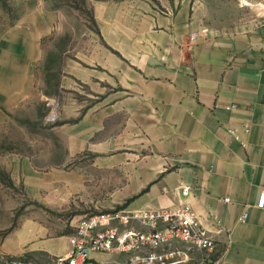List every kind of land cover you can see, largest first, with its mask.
Returning <instances> with one entry per match:
<instances>
[{
	"label": "crops",
	"instance_id": "0c3cea01",
	"mask_svg": "<svg viewBox=\"0 0 264 264\" xmlns=\"http://www.w3.org/2000/svg\"><path fill=\"white\" fill-rule=\"evenodd\" d=\"M48 3L24 0L16 22L2 26L0 106L23 98L4 89L8 81L32 92L53 29ZM93 6L98 40L71 66L76 98L70 122L60 124L71 158L93 155L86 176L71 168L72 191L87 182L99 213L187 203L216 244L196 264H264V0ZM20 229L0 248V264H55L71 249L47 237L46 225Z\"/></svg>",
	"mask_w": 264,
	"mask_h": 264
},
{
	"label": "rangeland",
	"instance_id": "374dc122",
	"mask_svg": "<svg viewBox=\"0 0 264 264\" xmlns=\"http://www.w3.org/2000/svg\"><path fill=\"white\" fill-rule=\"evenodd\" d=\"M93 1L48 0L45 8L54 20L53 29L43 42L44 59L36 65L32 92L28 84L4 85L6 91L14 90L12 98L19 90L23 98L0 106V248L29 224L46 225L47 237L68 241L81 219L99 213L90 208L87 182L79 193L71 188V168L78 166L86 176L92 172L88 160L93 155L84 152L71 158L64 145L69 133L60 126L70 122L76 98L71 66L98 40ZM26 8L24 0H0V31L13 25ZM79 95L80 101L85 95ZM94 256L105 259L96 264L125 261V257ZM205 257L204 250L192 251L194 264Z\"/></svg>",
	"mask_w": 264,
	"mask_h": 264
},
{
	"label": "built area",
	"instance_id": "2783aa9c",
	"mask_svg": "<svg viewBox=\"0 0 264 264\" xmlns=\"http://www.w3.org/2000/svg\"><path fill=\"white\" fill-rule=\"evenodd\" d=\"M190 192V187H183L186 198ZM259 206H264V192ZM247 218L248 212L240 221ZM69 241V253L57 256L55 264H94L99 261L94 255L125 257L123 262L112 261L114 264H190L194 249L212 253L216 247L212 235L187 203L172 209L118 208L86 216ZM175 243L189 246H173ZM14 264L35 263L16 261Z\"/></svg>",
	"mask_w": 264,
	"mask_h": 264
},
{
	"label": "trees",
	"instance_id": "16d2710c",
	"mask_svg": "<svg viewBox=\"0 0 264 264\" xmlns=\"http://www.w3.org/2000/svg\"><path fill=\"white\" fill-rule=\"evenodd\" d=\"M94 264H96V263H94Z\"/></svg>",
	"mask_w": 264,
	"mask_h": 264
}]
</instances>
